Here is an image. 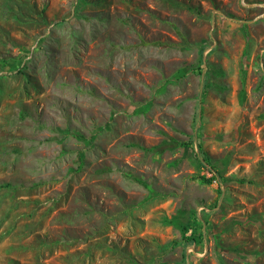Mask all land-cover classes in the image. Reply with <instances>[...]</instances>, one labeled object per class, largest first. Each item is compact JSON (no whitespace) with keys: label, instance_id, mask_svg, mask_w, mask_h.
I'll use <instances>...</instances> for the list:
<instances>
[{"label":"rangeland","instance_id":"1","mask_svg":"<svg viewBox=\"0 0 264 264\" xmlns=\"http://www.w3.org/2000/svg\"><path fill=\"white\" fill-rule=\"evenodd\" d=\"M0 264H264V0H0Z\"/></svg>","mask_w":264,"mask_h":264},{"label":"trees","instance_id":"2","mask_svg":"<svg viewBox=\"0 0 264 264\" xmlns=\"http://www.w3.org/2000/svg\"><path fill=\"white\" fill-rule=\"evenodd\" d=\"M142 42L145 43V41H142ZM156 44H159V42H157ZM206 181L211 182L210 179H206Z\"/></svg>","mask_w":264,"mask_h":264}]
</instances>
